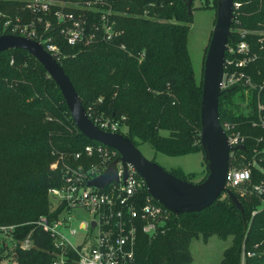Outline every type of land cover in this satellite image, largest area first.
Segmentation results:
<instances>
[{
  "label": "trees",
  "instance_id": "obj_1",
  "mask_svg": "<svg viewBox=\"0 0 264 264\" xmlns=\"http://www.w3.org/2000/svg\"><path fill=\"white\" fill-rule=\"evenodd\" d=\"M96 1L111 9L110 17L121 32L113 41L102 39L101 31L95 28L99 16L92 12L88 13L86 33L95 36L88 43L83 40L69 45L53 17L47 31L59 47L57 61L72 81L85 112H91L93 117L123 116L126 130L118 132L135 146L146 142L154 151L167 156L202 152V78L196 80L188 53L192 14L187 13L185 2ZM210 1L216 9L217 0H205L206 4ZM257 3L258 0H252L246 4V11L240 16L244 28L264 24V0L260 9ZM23 5L24 0H0V9L11 16L27 13ZM7 33L10 32L0 28V35ZM248 37L261 56L247 70L259 82L264 77V48H258L253 35ZM237 38L232 32L229 43ZM120 44H124L125 50ZM238 90L239 97L233 99ZM258 102L264 105V88L252 89L247 96L243 86L224 93L219 97L220 123H235L242 134L264 135V128L252 125L257 120ZM88 144L99 143L78 131L60 89L44 67L23 49L0 52V223L20 224L17 238L31 232L33 239L30 249L16 248L17 264H51L50 237L30 222L48 213L47 190L60 182V169H51V163L61 158L74 164L73 154L83 151ZM255 144L252 137L245 140V155L249 159ZM262 146L264 141L258 148ZM261 165L264 167V162ZM169 172L189 182L197 176L180 167ZM254 173V181L262 177L255 169ZM141 193L148 195L146 186ZM238 198L243 213L226 194H221L199 212L170 213L162 230L152 237L139 229L133 264H188L192 260L191 240L199 236L206 240L214 233L223 238L233 235L231 245L224 249L217 264H264V207L251 215L260 205V198Z\"/></svg>",
  "mask_w": 264,
  "mask_h": 264
},
{
  "label": "built area",
  "instance_id": "obj_2",
  "mask_svg": "<svg viewBox=\"0 0 264 264\" xmlns=\"http://www.w3.org/2000/svg\"><path fill=\"white\" fill-rule=\"evenodd\" d=\"M251 1L232 0L234 17L230 32L231 36L233 32L238 38L230 43L231 36L228 38L221 81L223 90L243 86L246 96L252 89L260 91L264 88V77L256 82L247 70L261 56L252 48V38L248 36L253 35L258 48H264V24L260 23L259 28L254 29L241 25L240 16L245 13L246 4ZM261 6L262 0H258V9ZM22 9L27 13L14 16L0 9L1 31L36 40L57 60L59 47L53 42V36L47 33L52 25L51 17L55 19L59 33L69 45L83 40L88 43L94 38L95 33H86L90 12L99 16V25L93 26L101 31L104 41L111 42L121 34L110 17L111 9L104 8L96 0L84 3L24 0ZM75 11L79 13L76 15ZM119 47L125 50L124 44ZM256 73L259 74L260 71ZM257 111V120H253L252 125L264 128V105L261 102L257 103ZM86 114L104 131L119 133L118 131L126 130L123 116L112 119L93 117L91 112ZM221 126L230 147L240 144L245 146V150L237 148L229 152L225 188L237 197L260 198V205L251 212L254 215L264 207V167L261 165L264 162V146L258 148V144L264 141V135L242 134L236 129L235 123L231 122H225ZM250 137L256 144L251 149L249 159L245 155V140ZM72 160L74 164L61 158L51 163V169H60V182L47 190L48 213L41 214L30 222L48 233L53 247L51 264H133L138 230L141 229L150 237L156 235L162 230L171 212L155 202L149 193L142 195L144 180L131 164L126 163L124 167L120 154L115 149L100 143L88 144L83 151L73 154ZM113 160H116L117 180L110 181L102 189L88 185L87 182L100 175ZM254 169L262 175L257 181H254ZM77 208H84L92 217L75 227L72 225L74 220L71 214ZM19 225L0 223V263L5 259L16 261V248L28 250L33 246L31 232L23 238H17L16 230ZM79 230L84 234L83 241L74 245L72 239L78 236ZM247 255L250 256L251 253L247 252Z\"/></svg>",
  "mask_w": 264,
  "mask_h": 264
},
{
  "label": "water",
  "instance_id": "obj_3",
  "mask_svg": "<svg viewBox=\"0 0 264 264\" xmlns=\"http://www.w3.org/2000/svg\"><path fill=\"white\" fill-rule=\"evenodd\" d=\"M187 13L191 14L192 1L183 0ZM232 0H217L216 17L203 63L202 92L200 102L199 142L207 162V175L200 182H189L176 177L156 162L147 159L137 146L127 137L100 129L87 116L79 95L54 55L36 40L16 35H0V52L19 48L31 54L54 80L71 118L78 131L89 140L96 141L120 154L124 167L131 164L145 182L148 193L165 209L174 215L199 212L211 205L221 194H226L230 202L241 213L243 206L238 197L225 188L231 149L245 150L240 144L230 147L225 131L219 120V97L235 90L221 89L224 70V52L231 36ZM116 160L111 161L98 176L90 179L88 185L102 189L110 181L117 180Z\"/></svg>",
  "mask_w": 264,
  "mask_h": 264
},
{
  "label": "rangeland",
  "instance_id": "obj_4",
  "mask_svg": "<svg viewBox=\"0 0 264 264\" xmlns=\"http://www.w3.org/2000/svg\"><path fill=\"white\" fill-rule=\"evenodd\" d=\"M191 14L192 21L190 22L187 36V48L195 78L197 81H200L202 78L204 57L214 27L216 9L212 6L211 1L209 4H206L205 0H193ZM239 95L240 91L238 90L235 92L233 99H236ZM242 106L244 107V105ZM137 147L143 156L156 162L167 171L180 167L186 173H197L198 175L193 179V182H198L207 175V162L204 159L203 151L183 156H167L154 151L150 144L146 142L139 143ZM71 215L74 220L72 225L75 227L81 221H88L92 217L84 208L74 209ZM83 237L84 234L79 230L78 236L72 239L73 244L79 245L82 243ZM232 240V234L223 238L218 233L212 234L206 240L201 236L192 239L190 243L192 260L188 264H217L222 258L224 249L231 245ZM0 264H16V261L5 259Z\"/></svg>",
  "mask_w": 264,
  "mask_h": 264
},
{
  "label": "crops",
  "instance_id": "obj_5",
  "mask_svg": "<svg viewBox=\"0 0 264 264\" xmlns=\"http://www.w3.org/2000/svg\"><path fill=\"white\" fill-rule=\"evenodd\" d=\"M198 175V174H197Z\"/></svg>",
  "mask_w": 264,
  "mask_h": 264
}]
</instances>
